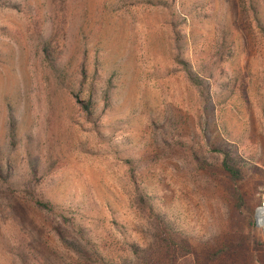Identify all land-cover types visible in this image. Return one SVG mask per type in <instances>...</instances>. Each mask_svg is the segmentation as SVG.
<instances>
[{"label": "rangeland", "instance_id": "rangeland-1", "mask_svg": "<svg viewBox=\"0 0 264 264\" xmlns=\"http://www.w3.org/2000/svg\"><path fill=\"white\" fill-rule=\"evenodd\" d=\"M262 205L264 0H0V264H264Z\"/></svg>", "mask_w": 264, "mask_h": 264}, {"label": "trees", "instance_id": "trees-1", "mask_svg": "<svg viewBox=\"0 0 264 264\" xmlns=\"http://www.w3.org/2000/svg\"><path fill=\"white\" fill-rule=\"evenodd\" d=\"M222 166L224 171L233 179H239L241 178V170L237 167V165L231 160L230 155L227 153H224V158H223V162H222ZM142 201H144V198L142 197ZM38 205L41 206L42 208L49 210V211H54L55 210V206L51 203L48 202H38ZM159 221L161 218H159V216L156 217ZM224 251L223 250H219L217 251L214 255L213 258L211 260H217L218 258H220L221 255H223ZM135 254L138 257L140 252L137 250L135 251ZM213 260V261H214Z\"/></svg>", "mask_w": 264, "mask_h": 264}, {"label": "bare ground", "instance_id": "bare-ground-1", "mask_svg": "<svg viewBox=\"0 0 264 264\" xmlns=\"http://www.w3.org/2000/svg\"><path fill=\"white\" fill-rule=\"evenodd\" d=\"M260 209L259 210H260V213H261V216H262V223H260V222L259 223L264 226V207L260 208Z\"/></svg>", "mask_w": 264, "mask_h": 264}, {"label": "built area", "instance_id": "built-area-1", "mask_svg": "<svg viewBox=\"0 0 264 264\" xmlns=\"http://www.w3.org/2000/svg\"><path fill=\"white\" fill-rule=\"evenodd\" d=\"M262 207H264V205H262ZM260 208H261V207H260ZM260 208H259V209H260ZM259 209H258V210H259ZM257 216H258V215H257ZM258 222H259V221H258ZM259 224H260V223H259ZM260 225H261V224H260ZM261 226L264 228V226H263V225H261Z\"/></svg>", "mask_w": 264, "mask_h": 264}]
</instances>
